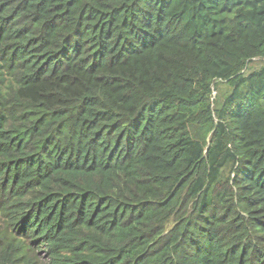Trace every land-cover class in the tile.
<instances>
[{"label": "trees", "instance_id": "16d2710c", "mask_svg": "<svg viewBox=\"0 0 264 264\" xmlns=\"http://www.w3.org/2000/svg\"><path fill=\"white\" fill-rule=\"evenodd\" d=\"M263 58L264 0H0V264H264Z\"/></svg>", "mask_w": 264, "mask_h": 264}, {"label": "rangeland", "instance_id": "374dc122", "mask_svg": "<svg viewBox=\"0 0 264 264\" xmlns=\"http://www.w3.org/2000/svg\"><path fill=\"white\" fill-rule=\"evenodd\" d=\"M253 67H254V69H258V68H260V65L257 64V65H254Z\"/></svg>", "mask_w": 264, "mask_h": 264}, {"label": "built area", "instance_id": "2783aa9c", "mask_svg": "<svg viewBox=\"0 0 264 264\" xmlns=\"http://www.w3.org/2000/svg\"><path fill=\"white\" fill-rule=\"evenodd\" d=\"M263 60H264V58H263Z\"/></svg>", "mask_w": 264, "mask_h": 264}]
</instances>
